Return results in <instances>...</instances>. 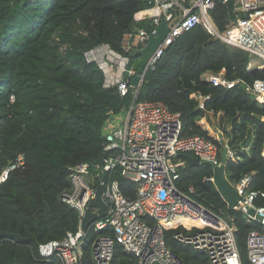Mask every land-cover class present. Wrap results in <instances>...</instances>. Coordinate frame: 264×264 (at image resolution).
<instances>
[{"label": "trees", "instance_id": "1", "mask_svg": "<svg viewBox=\"0 0 264 264\" xmlns=\"http://www.w3.org/2000/svg\"><path fill=\"white\" fill-rule=\"evenodd\" d=\"M152 6L149 0H0V177L20 153L26 157L23 167L11 170L0 182V264H63L58 257L43 259L39 245L62 241L79 229V213L61 199L72 187L69 168L82 161L99 162L109 123L124 118L134 101L131 93L122 96L116 87L104 88L102 70L87 62L85 52L107 44L129 55L138 69V49L126 50L124 36L155 27L154 16L148 14ZM237 15L234 6L222 0L210 10L220 31ZM254 60L198 25L179 36L156 69L147 72L137 101L164 102L172 112L181 113L183 136L201 135L216 143L210 112L221 113L224 138L237 151L236 158L228 159L226 177L237 184L253 174L250 188L264 191V104L241 84L227 89L203 80L223 68L231 80L264 79V68L249 69ZM199 94L205 97V109L200 108ZM203 118L209 125L201 123ZM173 161L181 190L194 186L200 203L234 219L243 264H252L247 236L253 229L264 232V225L228 206L208 179L214 175L212 166L189 165L185 154ZM109 178L117 179L127 196H136V184L119 167ZM255 203L264 205V198ZM178 231L165 229L168 246L186 264H210L206 253L175 237ZM96 237L90 227L83 264H94ZM114 264H137V258L117 243Z\"/></svg>", "mask_w": 264, "mask_h": 264}, {"label": "built area", "instance_id": "2", "mask_svg": "<svg viewBox=\"0 0 264 264\" xmlns=\"http://www.w3.org/2000/svg\"><path fill=\"white\" fill-rule=\"evenodd\" d=\"M149 1L153 6L148 14L154 16L155 27L151 31L127 32L124 48L145 47L151 34H157L156 27L161 22L169 26V31L149 58L138 86L132 83L138 69L131 65L129 55L107 44L85 52L87 62L96 63L102 70L103 87H116L122 96L131 93L134 101L123 124L108 133L103 162L91 165L82 161L69 168L72 187L62 193L61 199L79 213L78 231L69 232L62 241L41 243L39 253L46 260L58 257L63 264H83L87 233L81 230L82 219L104 172L110 173L119 167L122 174L136 184V196H127L117 179H108L103 192L108 203L107 214L91 225L97 233L92 248L94 264H114L117 243L137 258V264H186L166 242L165 229L170 228L179 229L175 234L179 241L206 253L210 264H243L234 219L200 203L195 197L194 186H190L188 192L181 190L177 185L180 173L173 161L179 154H192L220 165L221 146L222 152L227 150L228 159L236 158L237 151L223 136L217 137L219 143L201 135L183 136L181 113L172 112L162 101H137V98L147 72L156 69L168 47L179 36L198 25L264 64V0H222L224 4H232L238 13L224 31H220L210 17V10L217 0ZM249 69H252V63ZM206 75L214 86L231 89L241 84L256 101L264 104V79L250 83L231 80L226 77L225 68ZM199 97L200 108L205 109V97L200 94ZM262 155L264 157V146ZM25 161V154L20 153L2 171L0 182L8 178L11 170L23 167ZM208 179L214 182V175ZM252 180L253 174H248L234 184L241 198L233 209L245 213L248 221H259L264 225V205L255 203L258 197L264 198V191L252 190ZM251 209L255 210L254 215L249 214ZM144 217L155 222L150 224ZM247 251L252 264H264V232L253 229L248 233Z\"/></svg>", "mask_w": 264, "mask_h": 264}, {"label": "water", "instance_id": "3", "mask_svg": "<svg viewBox=\"0 0 264 264\" xmlns=\"http://www.w3.org/2000/svg\"><path fill=\"white\" fill-rule=\"evenodd\" d=\"M157 34H151L148 44L137 50V54L140 56V64L138 67V74L134 77L132 83L135 86H138L139 81L141 79V74L143 73L146 64L149 58L154 54L159 44L162 42L167 32L169 31V26L165 22H161L157 27ZM264 67L258 68V70L263 69ZM203 80L209 83L207 75L203 76ZM106 157V153H102L99 157V162H103ZM185 157L188 161L189 165H210L213 167L214 172V184L217 187L218 191L224 198V200L228 203L230 208L236 207L238 201L240 200V195L235 188L234 184L226 177L225 175V167L228 162L227 150L224 149L222 152V164L215 165L214 162L200 159L198 157L193 156L192 154H185ZM109 179V172L105 171L102 177V182L98 184L95 192V196L90 200L89 207L85 212V215L81 222V230L83 232L88 233L91 225L97 219L103 218L107 214L108 203L105 202L103 198V192L106 187V184ZM97 208L96 212L92 211V209ZM250 215L255 214V210L251 209L249 211Z\"/></svg>", "mask_w": 264, "mask_h": 264}, {"label": "rangeland", "instance_id": "4", "mask_svg": "<svg viewBox=\"0 0 264 264\" xmlns=\"http://www.w3.org/2000/svg\"><path fill=\"white\" fill-rule=\"evenodd\" d=\"M262 64H263V61L262 60L255 59L252 62V69L255 68V67H259V68L264 67V65H262ZM125 118H126V116L124 118H122L121 116L115 117L114 120L109 123V126H108L107 129L111 131L112 129L121 126L123 124V121H124ZM217 118H218V116H215V115L211 114V123H212V121L214 123H217L218 122V119ZM218 128L216 129V131L213 132L214 133L213 135L216 138L219 136L217 132H218V130H220V128L219 129ZM221 132L224 133L223 128L221 129ZM247 152H248V154L251 153V149L248 148L247 149Z\"/></svg>", "mask_w": 264, "mask_h": 264}, {"label": "crops", "instance_id": "5", "mask_svg": "<svg viewBox=\"0 0 264 264\" xmlns=\"http://www.w3.org/2000/svg\"><path fill=\"white\" fill-rule=\"evenodd\" d=\"M211 114H213V113L210 112V116H211ZM220 114H221V113H218V115H217V116H218V118H217V119H218V122H217V123H214V122L212 121V124H213V125H211V126H212V128H213V131H216V129L219 127L220 130H218V132H217L218 135H219V136L226 137L225 134H224L223 132H221V129H222L224 123L222 124V119H221V115H220ZM213 115H214V114H213ZM201 123H202L203 125H205V126H206V125H209V124L207 123V118H204V120H202ZM227 124H228V123H227ZM207 127H208V126H207ZM219 128H218V129H219ZM226 128H227V129H231V128H232V125H231V124H228V125L226 126ZM226 138H227V137H226ZM228 139H229V138H228Z\"/></svg>", "mask_w": 264, "mask_h": 264}, {"label": "bare ground", "instance_id": "6", "mask_svg": "<svg viewBox=\"0 0 264 264\" xmlns=\"http://www.w3.org/2000/svg\"><path fill=\"white\" fill-rule=\"evenodd\" d=\"M191 223H189V225H190Z\"/></svg>", "mask_w": 264, "mask_h": 264}]
</instances>
